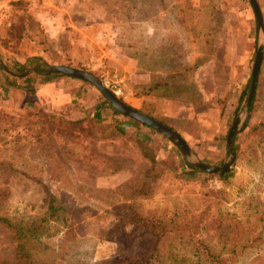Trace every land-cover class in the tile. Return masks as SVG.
<instances>
[{
	"label": "rangeland",
	"instance_id": "obj_1",
	"mask_svg": "<svg viewBox=\"0 0 264 264\" xmlns=\"http://www.w3.org/2000/svg\"><path fill=\"white\" fill-rule=\"evenodd\" d=\"M17 1L22 4L15 5ZM258 2L264 20V0ZM17 19L25 20L27 35L15 31L20 28ZM262 42L263 33L256 27L249 0H0L3 63L10 68L35 69H40L39 63L70 65L96 75L109 90L120 86L119 99L174 128L196 159L210 166L222 165L226 135L237 117L241 121L245 118L256 49ZM76 82L81 84L75 98L79 102L51 113L66 120L91 121L104 97L89 83ZM52 94L53 90L45 88L36 96L49 100ZM30 112H39L40 118L48 113L0 112V122L4 126L12 116ZM107 117H112L109 109L103 112L104 120ZM115 119L127 127L123 138L96 142L94 147L121 166L120 171L125 172L122 176L82 167L61 155L59 145L52 157L33 154L35 161L27 165L20 161L18 165L35 174L32 166L46 163L44 179L49 186L71 188L77 202L91 206L84 215L91 220L89 231L105 228L104 237L92 231L94 235L80 247L85 253L83 261L74 259V264H112L125 248L129 252L146 249V241L133 242V233L116 226L117 203L123 198L119 193L137 179L143 151L146 157H155L161 167L154 196L138 201L139 211L160 213L176 203L187 205L202 190L199 180L203 178L209 180L210 189L222 187L216 177H210L215 175L188 172L180 151L161 134L128 118ZM263 120L264 99L261 109L250 112L246 127L233 142L234 175L225 189L227 206L237 216L240 240H245L253 223L264 235ZM31 148L39 152L41 144L34 143ZM239 152L242 160L237 159ZM30 159L27 153L25 160ZM245 165L254 172L247 171ZM58 175L67 176L71 185L58 180ZM45 212L41 186L0 166V218H8L15 226H27L44 218ZM92 218H98V223H92ZM47 228L42 232L43 245L36 259L40 264H55L59 233ZM17 245L13 230L0 224V264L17 263Z\"/></svg>",
	"mask_w": 264,
	"mask_h": 264
},
{
	"label": "trees",
	"instance_id": "obj_2",
	"mask_svg": "<svg viewBox=\"0 0 264 264\" xmlns=\"http://www.w3.org/2000/svg\"><path fill=\"white\" fill-rule=\"evenodd\" d=\"M21 4L22 1L15 2V5ZM15 22L20 27L14 28L15 31L27 35L25 20L17 19ZM35 72L41 75L42 70L36 68ZM51 76L64 77L49 75L45 78ZM263 99L264 57L248 111L252 113L261 109ZM105 109H109L113 117L127 118L115 111L103 98V104L95 107L91 121L83 118L66 120L51 112L40 118L39 112H30L12 116L9 123L4 126L0 122V147H2L0 166L35 181L45 192L46 212L41 220L31 222L27 226H15L8 218H0V224L11 228L13 237L18 242L16 264H40L36 258L43 245L42 232L47 227L54 229V234L59 233L55 241V264H74L75 262L72 261L74 259L83 261L85 253H81L80 247L91 235H94L92 231L103 237L106 235L103 227L89 231L91 220L87 221L84 215L92 208L89 204L77 202L71 195V188H53L45 182L44 164L46 163L32 166L35 174L28 173L18 166L21 162L27 165L29 161H35V156L45 154L52 157L55 147L59 145L62 146L61 155L71 157L82 167L107 175L119 172L121 166L114 164L109 156L100 153L94 147L96 142L118 141L123 138L124 123L115 118L110 123H106L103 118ZM133 122L140 125L138 122ZM261 126L264 127V122H261ZM235 137L236 135L233 142ZM34 143L41 144L39 152L31 148ZM247 149L246 151H249ZM27 153L32 156V160H25ZM253 153L256 155L257 151ZM151 157L152 155L146 157L144 151L141 153L137 179L129 188L119 193L123 198L117 203L116 217L118 228L133 233V242L146 241L147 247L143 252H137L139 250L129 252L125 248L119 252V260L112 264H261V260H264L263 229L258 230L259 226L253 223L245 240H240L242 233L236 221L237 216L227 206L229 202L225 187L234 175L233 170L210 176L216 177L222 185L219 189H210L209 180L200 179L202 190L194 200L188 201L187 205L176 203L171 209L160 213L155 210L143 212L139 211L137 203L154 196L153 186L159 180L158 168L161 167L155 157ZM237 159L242 160L241 152L237 154ZM245 167L247 171L254 172L251 167L246 165ZM186 169L190 173H197L196 170L188 167ZM57 177L61 182L71 185V182L66 180L67 176L66 179L61 175ZM77 189L80 190V187ZM92 219V223H98V218Z\"/></svg>",
	"mask_w": 264,
	"mask_h": 264
},
{
	"label": "water",
	"instance_id": "obj_3",
	"mask_svg": "<svg viewBox=\"0 0 264 264\" xmlns=\"http://www.w3.org/2000/svg\"><path fill=\"white\" fill-rule=\"evenodd\" d=\"M252 11L254 13V18L256 22V27L258 31L263 33V42L257 46L254 64L251 73L250 87L249 92L245 101L244 111L246 112L245 118L241 121L239 117H237L233 124L231 125L227 135H226V151L225 158L220 166H210L196 159L195 154L187 144V142L174 130H172L169 126L162 124L155 120L154 118L138 111L137 109L125 104L122 102L112 91H110L104 84V82L98 78L96 75L84 71L82 69H77L68 65H50L47 63H39L40 69L42 70V76L48 75H62L64 77L73 78L76 80H80L83 82H87L93 87H95L101 95L107 100L110 106L120 113L121 115L134 120L135 122L140 123L146 127H149L167 140H169L182 154L186 165L193 170L204 172L209 175H219L225 174L232 170V166L236 161V155L234 152V144L233 138L234 136L242 131L249 120L248 108L251 105V101L254 95L258 72L260 68V64L262 58L264 56V20L263 14L259 5L258 0H249ZM0 71L10 78L20 79L25 78L29 75L36 74L35 68H10L5 63H3L2 58L0 56ZM23 90L28 91L27 88H22Z\"/></svg>",
	"mask_w": 264,
	"mask_h": 264
},
{
	"label": "crops",
	"instance_id": "obj_4",
	"mask_svg": "<svg viewBox=\"0 0 264 264\" xmlns=\"http://www.w3.org/2000/svg\"><path fill=\"white\" fill-rule=\"evenodd\" d=\"M80 87L79 82L68 77L51 76L46 79L45 76L36 73L25 78L15 79L0 71V112L11 115L28 110L57 112L69 103L79 102V99L75 98L78 96ZM22 88L29 90L26 91ZM45 88L53 90L52 97L49 100H39L36 94H39V91ZM135 101L144 103L145 99H135ZM129 105L135 109L137 108L134 104ZM113 118L115 116L107 117L104 121L110 123ZM126 129L127 127L123 124V130ZM115 174L122 176L125 172L119 170Z\"/></svg>",
	"mask_w": 264,
	"mask_h": 264
},
{
	"label": "built area",
	"instance_id": "obj_5",
	"mask_svg": "<svg viewBox=\"0 0 264 264\" xmlns=\"http://www.w3.org/2000/svg\"><path fill=\"white\" fill-rule=\"evenodd\" d=\"M110 91H112L116 96H120L122 94L120 86H113Z\"/></svg>",
	"mask_w": 264,
	"mask_h": 264
}]
</instances>
